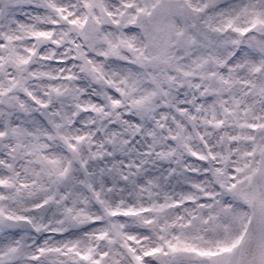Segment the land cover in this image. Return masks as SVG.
I'll list each match as a JSON object with an SVG mask.
<instances>
[{
    "label": "snow or ice",
    "instance_id": "snow-or-ice-1",
    "mask_svg": "<svg viewBox=\"0 0 264 264\" xmlns=\"http://www.w3.org/2000/svg\"><path fill=\"white\" fill-rule=\"evenodd\" d=\"M0 264H264V0H0Z\"/></svg>",
    "mask_w": 264,
    "mask_h": 264
}]
</instances>
